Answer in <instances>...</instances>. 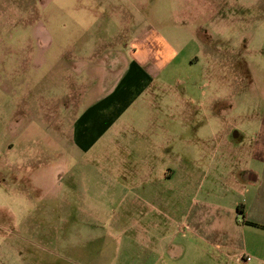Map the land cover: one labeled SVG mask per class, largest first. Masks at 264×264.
<instances>
[{
  "label": "rangeland",
  "instance_id": "374dc122",
  "mask_svg": "<svg viewBox=\"0 0 264 264\" xmlns=\"http://www.w3.org/2000/svg\"><path fill=\"white\" fill-rule=\"evenodd\" d=\"M46 1L42 7L39 0H0V264H139L142 245L152 246L151 257L165 249L174 254V147L190 161L201 148L192 150L187 132L197 124L208 128L210 121L185 115L160 121L173 136L167 142L170 150L159 154L154 147L158 139L151 136L161 127L150 117L192 106L198 118L212 112L230 115L228 121H215L211 129L216 131L227 124L250 132L259 128L264 113V0ZM80 2L92 6L91 12L81 9V21L97 24L77 22L68 6ZM110 4L118 8H107ZM106 20L112 24L98 25ZM128 29V35L145 29L161 34L172 46V62L162 72H150L148 84L134 92L113 127L84 151L75 142L73 123L83 107L107 92L103 85L111 79L103 71V80L91 81L86 65L100 59L95 54L121 51L123 43L92 39L120 36ZM78 48L95 50L88 58L69 56ZM212 100L216 105L210 109ZM174 129L185 134L181 141ZM160 140L165 143L164 137ZM131 156L151 165L153 178L166 164L168 180L147 185L146 201L133 202L116 190L110 198L115 185L107 183L130 173ZM133 222L167 230L127 232Z\"/></svg>",
  "mask_w": 264,
  "mask_h": 264
},
{
  "label": "crops",
  "instance_id": "0c3cea01",
  "mask_svg": "<svg viewBox=\"0 0 264 264\" xmlns=\"http://www.w3.org/2000/svg\"><path fill=\"white\" fill-rule=\"evenodd\" d=\"M39 1L40 5L45 7L47 1ZM205 1L210 3L209 0ZM64 7L62 6V8ZM68 8H73L77 19L79 17L77 22L80 25L97 24V20L94 22L81 21V16L85 17L83 13L91 12L89 8L92 6L87 7L85 3L80 2L79 5L68 6ZM75 8H78L79 11L75 12ZM107 8L116 9L118 7L110 4ZM81 9L87 10L82 13ZM111 21L106 20V23L102 21L98 25H111ZM130 22L136 26L135 22L132 20ZM121 24L123 23H120L119 20V25ZM125 31L127 33L120 36L109 35L106 37L101 34L92 39L95 42H111L119 39L123 43L121 51L108 52L107 56H104L106 54H95L94 56H99L100 59L89 63V68L87 63L85 64L87 73L93 76L91 81L101 80L103 71L105 74H110L111 79L107 81V85H103V88H107V92L83 107L73 123L75 142L84 151L92 147L93 141L98 138L96 136L106 133L113 127L123 108L131 101L134 92L148 84L150 72H162L172 62L171 57L174 54L172 46L161 34L146 29L138 33L129 32L131 35H128L129 29ZM46 38L49 42L52 40L49 33L46 34ZM78 40H83V38L78 36ZM129 41L131 43L126 44ZM189 41H192V38ZM93 52L85 51L83 53L78 48L70 50L69 56L79 59L80 57L88 58L93 56ZM103 56L105 59L102 58ZM73 61L76 62V59ZM123 73L126 74V77L119 82ZM113 75L115 76L113 77ZM214 105L216 104L212 100L208 108L212 109ZM196 112L197 109L190 106V109L186 111L179 109L178 112H168L171 114H155L150 117V119L154 118L155 121H158L157 125L161 127L159 131H153V137L149 133L151 138L158 139L154 147L156 146V150H160L159 154L170 150L167 142L173 136L171 129L168 130L166 125H159L160 121H176L185 115L192 121L202 119L204 122L210 121V124H207L209 127L205 129L197 127L200 126L197 124L194 126L195 129L191 128L187 132L193 138L189 141L195 146L192 150L201 148L200 152H192L190 161H185L179 153L177 154V149L174 147V156L178 160L175 170V192L178 199V211L175 218L177 216L178 220L176 221L177 226L174 227L178 241L174 245V254L171 253L173 250L168 252L165 249L159 251L158 256L151 257L152 246L142 245L143 258L138 262L139 264L140 262L141 264H264V113L259 119V128L250 132L236 129L230 124H227L226 129L213 130L211 127L215 121H228L231 118L230 115L212 112L198 118ZM238 117L245 116L238 115ZM174 133L178 134L180 141L185 135L182 131L177 132L176 129H174ZM161 137L165 138V143L160 140ZM147 138L149 136L146 135V144ZM204 151L207 152L206 155ZM150 152L156 153V151ZM217 154L220 155L216 161ZM129 158L127 168L130 173L122 178L111 179L112 181L107 183L115 185L110 190L112 193L110 198L113 199L116 190L117 194H121L123 197L126 195L133 202L146 201L147 185L162 184L168 180L165 173L166 164L159 166L160 176L153 178L151 175L154 168L151 165L146 163L142 165L143 161L133 156ZM216 162L218 163L216 164ZM241 166L242 168H240ZM141 167H144L143 170ZM118 185L120 186L118 187ZM121 186L123 187L121 188ZM117 187L118 189H116ZM162 191L161 194H165L167 190ZM161 194L159 200L163 202L165 200ZM123 197L118 200H122ZM115 200H117L116 197ZM239 204L243 205L241 213L237 210ZM162 216L166 217L167 213L162 212ZM247 222H253L263 227ZM115 229L118 228L115 227ZM135 229L147 232L158 231L157 229L166 231L167 227L157 226L147 229L138 222L127 225V232ZM243 255L249 256V260L243 258ZM127 261L119 260L117 264H126Z\"/></svg>",
  "mask_w": 264,
  "mask_h": 264
},
{
  "label": "trees",
  "instance_id": "16d2710c",
  "mask_svg": "<svg viewBox=\"0 0 264 264\" xmlns=\"http://www.w3.org/2000/svg\"><path fill=\"white\" fill-rule=\"evenodd\" d=\"M242 209H243V205H242V204H239V205L237 206V210L239 211V213L242 212ZM247 223L252 224V225H255V226L263 227V226L258 225V224H256V223H253V222H247Z\"/></svg>",
  "mask_w": 264,
  "mask_h": 264
},
{
  "label": "built area",
  "instance_id": "2783aa9c",
  "mask_svg": "<svg viewBox=\"0 0 264 264\" xmlns=\"http://www.w3.org/2000/svg\"><path fill=\"white\" fill-rule=\"evenodd\" d=\"M243 258H245V259H247V260H249V256H242Z\"/></svg>",
  "mask_w": 264,
  "mask_h": 264
}]
</instances>
